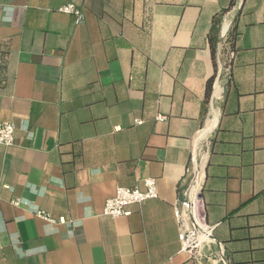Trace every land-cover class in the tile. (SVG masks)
<instances>
[{
  "label": "crops",
  "instance_id": "1",
  "mask_svg": "<svg viewBox=\"0 0 264 264\" xmlns=\"http://www.w3.org/2000/svg\"><path fill=\"white\" fill-rule=\"evenodd\" d=\"M0 122V264H195L174 216L193 153L204 253L264 264V0H0ZM146 178L157 199L103 216Z\"/></svg>",
  "mask_w": 264,
  "mask_h": 264
},
{
  "label": "built area",
  "instance_id": "2",
  "mask_svg": "<svg viewBox=\"0 0 264 264\" xmlns=\"http://www.w3.org/2000/svg\"><path fill=\"white\" fill-rule=\"evenodd\" d=\"M61 14L71 15L75 17V23L79 24L82 21V12L73 4H68L57 9ZM223 57V49L218 50V60L220 67L226 69L221 63ZM164 119L159 116L158 120ZM141 122H138L140 124ZM16 127L10 122H0V145L11 147L15 141ZM194 166L191 185L183 193V198L177 200L174 204V216L179 228V242L181 250L191 255L195 264H229L225 255V250H221L219 254H205L204 249L214 243L215 226L200 224L198 221V204L201 195V178L196 158L193 153ZM144 190L139 188H118L115 195L106 200L103 207V216L110 218H120L131 215L130 208L133 206H141L148 200L158 198L157 181L154 178H146L143 181ZM14 206H19L20 202L15 200L12 202ZM34 214L43 220L56 223L50 215L42 210H34ZM59 224H66L65 219H60ZM205 261V262H204Z\"/></svg>",
  "mask_w": 264,
  "mask_h": 264
},
{
  "label": "trees",
  "instance_id": "3",
  "mask_svg": "<svg viewBox=\"0 0 264 264\" xmlns=\"http://www.w3.org/2000/svg\"><path fill=\"white\" fill-rule=\"evenodd\" d=\"M232 5V4H231ZM216 23H218V21H216ZM215 33L217 32L216 28L214 27V30H213ZM238 37V33L236 32V29L234 28L232 32H230V40L232 42V45H234V42L235 40L237 39ZM211 48H212V54H213V57H214V60H216V50H215V43H214V40L213 38H211ZM210 86H211V81L208 83V95H209V91H210ZM209 226H214V225H210L208 224ZM214 237H216V228L214 230V233H213ZM219 242V241H218ZM223 244V246L225 247V244L223 242H221Z\"/></svg>",
  "mask_w": 264,
  "mask_h": 264
}]
</instances>
